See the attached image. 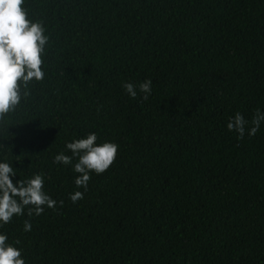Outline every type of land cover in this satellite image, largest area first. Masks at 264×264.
Returning <instances> with one entry per match:
<instances>
[{
  "label": "trees",
  "instance_id": "trees-1",
  "mask_svg": "<svg viewBox=\"0 0 264 264\" xmlns=\"http://www.w3.org/2000/svg\"><path fill=\"white\" fill-rule=\"evenodd\" d=\"M23 6L48 37L45 77L0 120V162L14 183L42 174L57 201L0 223L25 264H264V121L248 135L264 112V0ZM237 112L243 139L227 129ZM89 133L118 154L85 191L77 158L53 160ZM75 191L84 197L73 203Z\"/></svg>",
  "mask_w": 264,
  "mask_h": 264
},
{
  "label": "clouds",
  "instance_id": "clouds-1",
  "mask_svg": "<svg viewBox=\"0 0 264 264\" xmlns=\"http://www.w3.org/2000/svg\"><path fill=\"white\" fill-rule=\"evenodd\" d=\"M23 5L24 0H0V120L16 110L22 96L29 95L27 88L31 81H42L45 77L42 66L48 37L45 35L43 23L30 20ZM151 84V79H147L138 85L139 91L144 94L143 100H147L151 94ZM123 88L132 98L137 97V85L126 82ZM262 121L264 112L257 109L252 117V127L248 130V135H255ZM248 123L244 116L237 112L229 119L227 129L237 132V138L243 139ZM97 139L95 133H89L85 138L68 142L66 148L72 155L60 152L53 160L56 164L67 166L72 164L74 157L77 158L73 170L80 175L76 177L75 185L85 191L91 179L90 173H104L115 162L118 154L116 143L98 144ZM15 174L11 164L0 162V223L8 224L13 216L24 215V209L28 206H31L27 212L29 217L41 215L45 206L55 209L57 201L44 191L42 174H35L30 179L14 183L11 177ZM83 197L84 193L81 191L70 194L73 203ZM59 203L63 206L64 202L61 200ZM23 230H32L31 220L24 221ZM7 241V235L0 234V264H25L21 249ZM15 243L19 244L20 241L16 240Z\"/></svg>",
  "mask_w": 264,
  "mask_h": 264
}]
</instances>
